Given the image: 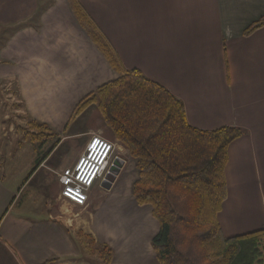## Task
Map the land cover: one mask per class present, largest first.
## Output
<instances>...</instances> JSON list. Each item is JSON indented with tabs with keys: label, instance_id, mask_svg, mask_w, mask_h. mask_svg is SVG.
I'll return each mask as SVG.
<instances>
[{
	"label": "crops",
	"instance_id": "crops-1",
	"mask_svg": "<svg viewBox=\"0 0 264 264\" xmlns=\"http://www.w3.org/2000/svg\"><path fill=\"white\" fill-rule=\"evenodd\" d=\"M77 1L122 68L140 70L178 97L190 125L245 131L227 149L226 198L218 222L226 237L264 229V26L244 34L264 17V0ZM119 75L70 0H0V82H13L25 118L46 124L59 138L29 176L40 150L0 151V264H42L52 258L50 264H88L73 260V235L81 229L108 241L92 232L91 219L110 213V227L119 197L94 201L77 228L54 216L58 176L75 163L91 133H106L123 150L110 189L119 180L138 205L131 189L138 177L136 159L95 104L73 113L85 96ZM153 236L118 234L114 244L130 257L129 264H158Z\"/></svg>",
	"mask_w": 264,
	"mask_h": 264
},
{
	"label": "trees",
	"instance_id": "trees-1",
	"mask_svg": "<svg viewBox=\"0 0 264 264\" xmlns=\"http://www.w3.org/2000/svg\"><path fill=\"white\" fill-rule=\"evenodd\" d=\"M70 2L79 22L120 74L85 96L73 113L95 104L107 128L136 159L138 177L132 183V195L138 205L151 207L157 221L151 246L158 264H264V229L226 237L218 222L226 198L227 149L245 131L234 126L207 130L190 125L183 102L140 70L122 68L82 5ZM262 26L264 17L250 24L244 34ZM26 134L31 142H44L40 137L53 139L29 176L59 138L46 124L34 120H29ZM73 239L96 254L99 264L110 263L113 250L107 244L97 243L80 230Z\"/></svg>",
	"mask_w": 264,
	"mask_h": 264
},
{
	"label": "rangeland",
	"instance_id": "rangeland-1",
	"mask_svg": "<svg viewBox=\"0 0 264 264\" xmlns=\"http://www.w3.org/2000/svg\"><path fill=\"white\" fill-rule=\"evenodd\" d=\"M25 117L26 116L21 107V103L19 101L14 83L4 81L0 82V123L2 125V133L0 136V151L10 150L14 153V151L18 150L22 146L21 149L25 150V152H27L28 154L31 151H35L37 149H39L40 152L43 153L51 145L53 139L47 137H40L39 140H42L44 142L29 141L26 134L28 130L29 119ZM98 136L106 137L107 139L113 141L104 132L96 131L95 133H91L89 135L90 138H88L85 144L78 150L76 161L85 153L88 144L92 145L94 139H97ZM113 144L114 147L111 152V157L109 159L107 167L104 170V173L101 176L102 180L100 182H96L89 189L88 194L90 195V198H88L86 206L82 208L70 204L68 202H65L58 195L57 200L54 202V216L62 220V222H64V224H66L69 229H72V227L77 228L83 226L82 219L84 215H86V212L88 213L89 211H91L94 201H109L113 197H119V200H122V203H119L118 201L119 204L117 205V208L113 210L116 216H114V214H111V219H113V222L110 224V227L106 225L107 216L110 215L109 212V214L107 213V216L105 214H103L102 216L96 214V216L93 215L91 219V227L93 230L92 232L94 234H102L103 238L105 240L108 239V241L104 243L102 241L100 242L99 238H96V236L92 235V237L97 243H108L107 245L110 246L113 250V255L109 264H112L114 256L116 257V261L114 262V264H129L128 261L130 259L128 258L130 257L123 255L119 247L114 244L115 239L118 238V234H155L158 228V224L151 215V207L148 205H136L133 201H131L132 199L128 192V188L123 184H121L122 186H119V180L111 189H105L102 187L101 183L113 159L115 157H124L123 150L118 148L115 141H113ZM75 214L76 216H74ZM73 237H75V234L73 235ZM73 241L76 250L73 260L84 261L88 264H99L100 260L96 254L84 250L77 239H74ZM141 246L142 244L140 243V247ZM115 250L116 255L114 254ZM133 259L134 257L131 261H133Z\"/></svg>",
	"mask_w": 264,
	"mask_h": 264
},
{
	"label": "built area",
	"instance_id": "built-area-1",
	"mask_svg": "<svg viewBox=\"0 0 264 264\" xmlns=\"http://www.w3.org/2000/svg\"><path fill=\"white\" fill-rule=\"evenodd\" d=\"M113 147V143L100 137L92 145L88 144L85 153L59 174V197L70 204L85 207L89 189L102 180L101 176L108 165Z\"/></svg>",
	"mask_w": 264,
	"mask_h": 264
},
{
	"label": "water",
	"instance_id": "water-1",
	"mask_svg": "<svg viewBox=\"0 0 264 264\" xmlns=\"http://www.w3.org/2000/svg\"><path fill=\"white\" fill-rule=\"evenodd\" d=\"M122 164H123V161L121 158L115 157L113 159L101 183L103 188L109 189L111 187V184L114 181L116 175L119 173L120 168L122 167Z\"/></svg>",
	"mask_w": 264,
	"mask_h": 264
},
{
	"label": "bare ground",
	"instance_id": "bare-ground-1",
	"mask_svg": "<svg viewBox=\"0 0 264 264\" xmlns=\"http://www.w3.org/2000/svg\"><path fill=\"white\" fill-rule=\"evenodd\" d=\"M101 139V138H100ZM109 142V141H108ZM109 143H111V142H109ZM110 149H111V147H110ZM108 152H109V150H108Z\"/></svg>",
	"mask_w": 264,
	"mask_h": 264
}]
</instances>
